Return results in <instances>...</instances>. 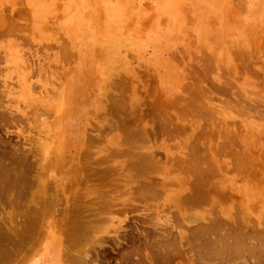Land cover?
Segmentation results:
<instances>
[{
	"label": "rangeland",
	"instance_id": "obj_1",
	"mask_svg": "<svg viewBox=\"0 0 264 264\" xmlns=\"http://www.w3.org/2000/svg\"><path fill=\"white\" fill-rule=\"evenodd\" d=\"M128 1L91 7L88 0H0V264H23L50 235L59 240L65 264L77 263L82 253L89 264H150L145 240L154 241L159 230L186 234L194 217L221 210L264 219V0ZM204 53L211 55L209 66L199 57ZM248 105L255 109L247 111ZM194 166H206L207 173L190 172ZM202 176L204 186H196ZM189 194L199 200H186ZM162 239L157 245L163 251ZM173 242L162 264H243L242 255L223 263L197 260L186 244Z\"/></svg>",
	"mask_w": 264,
	"mask_h": 264
},
{
	"label": "bare ground",
	"instance_id": "obj_2",
	"mask_svg": "<svg viewBox=\"0 0 264 264\" xmlns=\"http://www.w3.org/2000/svg\"><path fill=\"white\" fill-rule=\"evenodd\" d=\"M89 2V5L92 3L93 4V2L91 1V3H90V0H88ZM95 1V0H94ZM100 0H97L95 3H98ZM102 1H104V0H101V2ZM106 1V0H105ZM115 1V0H114ZM117 1V0H116ZM121 1V0H120ZM125 2V0H122V2ZM127 1V0H126ZM130 1V0H129ZM128 1V2H129ZM133 1V0H132ZM132 1H130V2H132ZM159 1H161V0H159ZM164 1V0H163ZM234 1V0H233ZM232 1V2H233ZM237 1H240V0H237ZM246 0H244V2H245ZM250 1V0H249ZM113 2V1H112ZM121 2V3H122ZM123 2V3H124ZM236 2V1H235ZM241 2H243V1H241ZM247 2V1H246ZM254 2V1H253ZM259 2V1H258ZM95 3L93 4V5H95ZM264 3V2H263ZM120 4V3H119ZM131 4V3H130ZM187 5H188V3H186ZM232 4H237V3H232ZM238 4L240 5V4H242V3H240V2H238ZM258 4V3H257ZM75 5V4H74ZM73 5V6H74ZM84 5V4H83ZM92 5V6H93ZM101 5H103V4H99L97 7H99L100 8V6ZM109 5V4H108ZM128 5V4H127ZM196 5V4H195ZM243 5H246V3L245 4H243ZM259 5H261V4H259ZM77 6V5H76ZM91 6V5H90ZM91 6V7H92ZM121 6V5H120ZM123 6H125V4L123 5ZM131 6H132V4H131ZM130 6V7H131ZM255 7H256V4L254 5ZM253 6V7H254ZM106 7V6H105ZM129 7V6H128ZM182 7H184V6H182ZM201 7V6H200ZM237 7H239V6H236V8L235 9H237ZM43 8V7H42ZM83 8V7H82ZM96 8V7H95ZM109 8H111V7H109ZM125 8H126V6H125ZM185 8L187 9V7L185 6ZM184 8V9H185ZM257 9H258V6L256 7ZM261 8V7H260ZM75 9V8H74ZM89 9V8H88ZM101 9H102V6H101ZM107 9H108V7H107ZM106 9V10H107ZM127 9V8H126ZM125 9V12L127 11ZM191 9V8H190ZM190 9H188V10H186V11H188V12H190ZM197 9V8H196ZM240 9H242V7L240 8ZM245 9V8H244ZM264 9V8H263ZM73 10V9H72ZM96 10H97V8H96ZM105 10V11H106ZM129 10V9H128ZM182 10H183V8H182ZM200 10V9H199ZM207 10H209V9H207ZM238 10V9H237ZM41 11H42V9H41ZM78 11H79V9H78ZM98 11H99V9H98ZM102 11H104V10H102ZM110 11H112L111 9H110ZM239 11V10H238ZM247 11V10H246ZM251 11H253V10H251ZM257 11H259V10H256L255 12H257ZM264 11V10H263ZM25 12H26V10H25ZM25 12H23V13H25ZM77 12V11H76ZM92 12V11H91ZM94 12V11H93ZM182 12V11H181ZM206 12V11H205ZM211 12V11H210ZM240 12V11H239ZM243 12V11H242ZM262 12V11H261ZM83 13V12H82ZM89 13V12H88ZM102 13V12H101ZM106 13V12H105ZM184 13V12H183ZM241 13V12H240ZM251 13V12H250ZM264 13V12H263ZM19 14V13H18ZM21 14V13H20ZM20 14H19V16H20ZM75 14V13H74ZM74 14H72V15H74ZM97 14H99V13H97L96 12V15ZM104 14V13H103ZM109 14V13H108ZM111 14V13H110ZM109 14V15H110ZM125 14V13H124ZM196 14V13H195ZM205 14V13H204ZM210 14V13H209ZM214 14V13H213ZM260 14V13H259ZM71 15V16H72ZM95 15V16H96ZM106 15V14H105ZM127 15H128V13H127ZM244 15H246V13L244 14ZM261 15V14H260ZM259 15V16H260ZM1 16H2V14H1ZM25 16V15H24ZM99 16V15H98ZM97 16V17H98ZM217 16H219V15H217ZM243 16V15H242ZM264 16V15H263ZM262 15H261V18L263 17ZM3 17V16H2ZM41 17V16H40ZM69 17V16H68ZM83 17V16H82ZM89 17V16H88ZM92 17V16H91ZM96 17V18H97ZM128 17V16H127ZM165 18H166V16H164ZM203 17V16H202ZM237 17V16H236ZM10 18V17H9ZM12 18V17H11ZM96 18H95V21H96ZM181 18V17H180ZM208 18V17H207ZM260 18V17H259ZM2 19V18H1ZM1 19H0V21H1ZM39 19V18H38ZM69 19V18H68ZM104 19H106V18H104ZM123 19V18H122ZM122 19H121V21H122ZM134 19H135V17H134ZM167 19V18H166ZM193 19V18H192ZM237 19V18H236ZM239 19V18H238ZM94 20V19H93ZM98 20H99V18H98ZM194 20H195V17H194ZM194 20H192L193 21V24H194ZM204 20V19H203ZM217 20H220V19H217ZM234 20H235V18H234ZM233 20V21H234ZM243 20V19H242ZM86 21V20H85ZM101 21V20H100ZM123 21H126L125 19H123ZM162 21H165V19H163ZM167 21V20H166ZM236 21V20H235ZM256 21V20H255ZM93 22V21H92ZM102 22V21H101ZM113 22V21H112ZM188 22L190 23V26H191V20H188ZM187 22V19H186V22H185V24L186 23H188ZM240 22H241V20H240ZM249 22V21H248ZM4 23V22H3ZM97 24L96 22H93V24ZM114 23V22H113ZM163 23H166V22H163ZM218 23H220V22H218ZM242 23V22H241ZM2 24V23H1ZM73 24V23H72ZM92 24V23H91ZM100 24V22L98 23V25ZM167 24V23H166ZM192 24V25H193ZM243 24V23H242ZM15 25V24H14ZM74 25V24H73ZM90 25V24H89ZM124 25V24H123ZM188 25V24H187ZM217 25V24H216ZM235 25H236V23H235ZM3 26V25H2ZM38 26V25H37ZM66 26V25H65ZM78 26V25H77ZM85 26V25H84ZM92 25H90V27H91ZM102 26H104V25H102ZM102 26L100 27V26H98V27H100V28H102ZM111 26V25H110ZM113 26V25H112ZM153 26V25H152ZM189 26V25H188ZM231 26V25H230ZM241 26V25H240ZM1 27V26H0ZM13 27V26H12ZM96 27V26H95ZM97 27V28H98ZM155 27V26H154ZM238 27V26H237ZM262 27V26H261ZM92 28V27H91ZM112 28V27H111ZM114 28V27H113ZM153 28V27H152ZM182 28H185V27H182ZM192 28V27H191ZM245 28V27H244ZM254 28V27H253ZM260 28V27H259ZM37 29V28H36ZM84 29V28H83ZM103 29V28H102ZM115 29H116V27H115ZM115 29H113V30H115ZM124 29V28H123ZM250 29V28H249ZM252 29V28H251ZM263 29V28H262ZM113 30H111V31H113ZM184 30V29H183ZM201 30L202 29H200V33L202 34V32H201ZM219 30V29H218ZM224 30H226V29H223V33H224ZM240 30H242V29H240ZM257 30V29H256ZM255 30V31H256ZM264 30V29H263ZM101 30H97V32H100ZM110 31V30H109ZM116 31V30H115ZM227 31V30H226ZM2 32V31H1ZM71 32V31H70ZM89 32V31H88ZM96 32V33H97ZM182 32V31H181ZM192 32V31H191ZM254 32V31H253ZM79 33V32H78ZM159 33V32H158ZM231 33V32H230ZM261 33V32H260ZM85 34V33H84ZM88 34V33H87ZM185 34V33H184ZM0 35H2V34H0ZM75 35H76V33H75ZM100 35V34H99ZM104 35V34H103ZM159 35V34H158ZM203 35V34H202ZM202 35H200L201 37H202ZM252 35V34H251ZM255 35H256V33H255ZM36 36V35H35ZM80 36V35H79ZM96 36V35H95ZM107 36V35H106ZM179 36V35H178ZM208 36V35H207ZM242 36V35H241ZM250 36V35H249ZM248 36V37H249ZM257 36V35H256ZM70 37V36H69ZM104 37V36H103ZM166 37H167V35H166ZM180 37V36H179ZM224 37H225V35H224ZM82 38V37H81ZM98 38V37H97ZM100 38V37H99ZM101 38H102V34H101ZM101 38H100V40L99 41H101ZM178 38V37H177ZM181 38V37H180ZM185 38H187V36L185 37ZM194 38H195V36H194ZM207 38V37H206ZM252 38V37H251ZM72 39H73V37H72ZM75 39V38H74ZM84 39V38H83ZM171 39V38H170ZM208 39V38H207ZM256 39V38H255ZM258 39V38H257ZM257 39L255 40L256 41V43H257ZM105 40H106V38H105ZM184 41H185V39H183ZM188 40V39H187ZM192 40V39H191ZM248 40V39H247ZM98 41V40H97ZM108 41V40H107ZM168 41V40H167ZM170 41V40H169ZM176 41V40H175ZM193 41H194V39H193ZM193 41H192V43H193ZM200 41H202V39L201 40H199V44H200ZM241 41V40H240ZM187 42V41H186ZM189 42V41H188ZM187 42V43H188ZM191 42V41H190ZM189 42V43H190ZM205 42H206V40H205ZM209 42H210V40H209ZM95 43V42H94ZM186 43V44H187ZM188 43V44H189ZM211 43V42H210ZM253 43H254V40H253ZM256 43H254V44H256ZM100 44V43H99ZM162 44V43H161ZM168 44V43H167ZM201 44H202V42H201ZM200 44V46L199 47H202V45ZM245 44H246V41H245ZM253 44V46H255ZM95 46H96V44H94ZM157 45V44H156ZM193 45V44H192ZM192 45H191V47H192ZM195 45V44H194ZM238 45H239V43H238ZM250 45V44H249ZM98 46H100V45H98ZM97 46V47H98ZM203 46H204V44H203ZM252 46V47H253ZM257 46V45H256ZM259 46V45H258ZM198 47V46H197ZM234 47V46H233ZM98 48H100V47H98ZM262 48V47H261ZM95 50H96V47L94 48ZM201 49V48H200ZM203 50H204V47L202 48ZM228 49V48H227ZM234 49V48H233ZM243 49H244V47H243ZM79 50V49H78ZM94 50V51H95ZM185 50V49H184ZM191 50V49H190ZM202 50V51H203ZM231 50V49H230ZM239 50V49H238ZM238 50H237V52H238ZM249 50V49H248ZM81 51V50H80ZM79 51V52H80ZM192 51V50H191ZM190 51V56H192L193 55V53ZM205 51V50H204ZM213 51H215V50H213ZM245 51V50H244ZM250 51V50H249ZM261 51V50H260ZM97 52H99V51H97ZM106 52V51H105ZM207 52V51H206ZM205 52V53H206ZM229 52V51H228ZM235 52V51H234ZM246 52H247V50H246ZM246 52H245V54H246ZM251 52V51H250ZM253 52H255V51H253ZM252 52V53H253ZM201 53V52H200ZM205 53H204V55H199V57H202V58H204V56H205V59H202V60H206V55L208 54H206L205 55ZM213 53L214 52H212V56H213ZM81 54V53H80ZM88 54V53H87ZM96 54H98V53H96ZM202 54V53H201ZM241 54V53H240ZM245 54H243V55H245ZM248 54V53H247ZM247 54L245 55V56H247ZM93 55H94V53H93ZM99 55V54H98ZM98 55H97V57H98ZM210 55V56H211ZM96 56V55H95ZM94 56V57H95ZM195 56L196 55H194V58H195ZM208 56H209V54H208ZM209 56V57H210ZM249 56V55H248ZM199 57H197V58H199ZM209 57H207L208 59H209ZM244 56H242L241 55V60H242V58H243ZM254 57V56H253ZM115 58V57H114ZM194 58L193 59H191V60H194ZM211 59H212V57H211ZM232 59V58H231ZM251 59H252V57H251ZM177 60V59H176ZM201 60V59H200ZM210 60V59H209ZM208 60V61H209ZM213 60V59H212ZM214 60H215V58H214ZM245 60V59H244ZM261 60V59H260ZM204 61H201V62H204ZM233 61V60H232ZM246 61V60H245ZM248 61V60H247ZM167 62H168V59H167ZM195 62H197V61H195ZM206 62H207V60H206ZM234 62V61H233ZM249 62V61H248ZM251 62V61H250ZM169 63H170V61H169ZM180 63V62H179ZM194 63V62H193ZM208 63V62H207ZM212 63V62H211ZM241 63H245V62H241ZM247 63V62H246ZM167 64V63H166ZM171 64V63H170ZM213 64V63H212ZM212 64H210L211 65V67L212 66H214V65H212ZM202 65H204L203 63H202ZM206 65H208L209 66V63L208 64H206ZM206 65L204 66V67H206ZM219 65V64H218ZM234 65V64H233ZM247 65V64H246ZM245 65V66H246ZM174 66V65H173ZM173 66H171V67H173ZM200 66V65H199ZM207 66V67H208ZM222 66L223 65H221L220 67L222 68ZM168 67V66H167ZM210 67V68H211ZM75 68V67H74ZM214 68V67H213ZM212 68V71L211 72H213V69ZM225 68V67H224ZM233 68V67H232ZM69 69V68H68ZM170 69V68H169ZM209 68H207V70H208ZM237 69V68H236ZM239 69V68H238ZM250 69V68H249ZM110 70V69H109ZM205 71L206 72V74H208L209 72L208 71ZM221 70V69H220ZM219 70V71H220ZM223 68H222V72H223ZM226 70V69H225ZM225 70H224V73H225V75L227 74L226 72H225ZM241 70V69H240ZM239 70V71H240ZM253 70V69H252ZM73 71V70H72ZM238 71V70H237ZM242 71V70H241ZM241 71H240V73H241ZM258 71V70H257ZM173 72H174V70H173ZM203 72H204V70H203ZM221 72V73H222ZM236 72V71H235ZM243 72L245 73L246 72V67H244L243 68ZM249 72V71H248ZM258 72H260V71H258ZM87 73H88V71H87ZM104 73V72H103ZM181 73V72H180ZM202 73V72H201ZM200 73V74H201ZM232 73V72H231ZM239 73V72H238ZM239 73V75H241ZM100 74V73H99ZM173 74V73H172ZM203 74V73H202ZM243 74V73H242ZM246 74V73H245ZM249 74V73H248ZM101 75V74H100ZM104 75V74H103ZM239 75H238V77H239ZM102 76V75H101ZM184 76V75H183ZM230 76V75H229ZM232 76V75H231ZM61 77V76H60ZM205 77H207V75L205 76ZM242 77V76H241ZM198 78V77H197ZM201 78H204L203 77V75H202V77ZM262 78V77H261ZM207 79V78H206ZM206 79H204V80H206ZM220 79H222V78H220ZM235 79H237V78H235ZM247 79V78H246ZM246 79H244V80H246ZM179 80H180V78H179ZM184 80V79H183ZM204 80H202V81H204ZM207 80H210V77H209V79H207ZM224 80V79H223ZM227 80H228V77H227ZM226 80V81H227ZM258 80V79H257ZM106 81V80H105ZM263 81V80H262ZM200 82V81H199ZM225 82V81H224ZM255 82V81H254ZM22 83H24L23 81H22ZM26 83V82H25ZM215 83V82H214ZM221 83V82H220ZM227 83H229V82H227ZM230 83H232L231 81H230ZM259 83V82H258ZM257 83V84H258ZM261 83V82H260ZM27 84V83H26ZM202 84V83H201ZM216 84V83H215ZM226 84V83H225ZM250 84V83H249ZM188 85H189V83H188ZM205 85V84H204ZM212 85V84H211ZM214 85V84H213ZM230 85V84H229ZM260 85H262V84H260ZM112 86V85H111ZM218 86V85H217ZM259 86V85H258ZM21 87V86H20ZM226 87V86H225ZM224 87V88H225ZM231 87H232V85H231ZM229 88L230 90L232 89V88ZM234 87V86H233ZM24 88L26 89V90H28V88H29V86H26V85H24ZM35 88V87H34ZM203 88V87H202ZM236 88V87H235ZM31 89V88H30ZM215 89V88H214ZM223 89V88H222ZM234 89V88H233ZM232 89V90H233ZM246 90V89H245ZM251 90V89H250ZM30 91H32V90H30ZM224 91V90H223ZM248 91H249V89H248ZM254 91V90H253ZM257 91V90H256ZM52 92V91H51ZM57 92V91H56ZM225 92V91H224ZM237 92V91H236ZM235 92V90H234V93L236 94V95H238L239 93H236ZM252 92V91H251ZM251 92H250V94H251ZM34 93V92H33ZM226 93V92H225ZM243 93V92H242ZM242 93H240V94H242ZM245 93H248V92H245ZM54 94V93H53ZM57 93H55V95H56ZM112 94V93H111ZM208 94V93H207ZM212 94H213V92H212ZM52 95V94H51ZM243 96H245L244 94H242ZM249 94H247V96H248ZM53 96V95H52ZM52 96H49V97H52ZM198 96V95H197ZM203 96V95H202ZM233 96H234V94H233ZM240 96L241 95H239V101H241V98H240ZM242 96V97H243ZM250 96V95H249ZM264 96V95H263ZM256 97V96H255ZM53 98V97H52ZM57 99H58V97H56ZM55 98V99H56ZM217 98V97H216ZM245 98V97H244ZM247 98H249V100H252L251 99V97H247ZM263 97H262V95H261V97L260 98H258V99H262ZM63 100V99H62ZM211 100V99H210ZM217 100V99H216ZM235 100V99H234ZM58 101V100H57ZM61 101V100H60ZM100 101H102V100H100ZM185 101V100H184ZM203 101V100H202ZM238 101V100H237ZM264 101V99L261 101V102H263ZM56 102V101H55ZM210 102H212V101H209V103L208 104H210ZM214 102V101H213ZM235 102V101H234ZM242 102V101H241ZM51 103V102H50ZM59 103V102H58ZM207 102H205V105H207L206 104ZM224 103V102H223ZM246 103L247 102H242V106H240V107H243L244 109L245 108H247L246 107ZM232 104V103H231ZM239 104H240V102H239ZM249 104H251V103H249ZM255 104V103H254ZM261 104V103H260ZM260 104H259V107H260ZM264 104V103H263ZM241 105V104H240ZM262 105V104H261ZM47 106V105H46ZM249 107V109H247V111L248 110H250V108L252 109H255V107L252 105V106H250V105H248ZM204 107V106H203ZM209 107H210V105H209ZM218 107H219V105H218ZM226 107V106H225ZM234 107H235V105H234ZM264 107V106H263ZM56 108V107H55ZM206 108V107H205ZM232 108V107H231ZM261 108H262V106H261ZM222 109V108H221ZM252 109V110H253ZM206 110H208L207 108H206ZM210 110V109H209ZM217 110V109H216ZM232 110V109H231ZM240 110V109H239ZM256 110H257V108H256ZM259 110H261V111H264V108H263V110L262 109H259ZM259 110H257V112L259 111ZM230 111V110H229ZM234 111V110H233ZM236 111V110H235ZM241 111H242V109H241ZM225 112V111H224ZM238 112V111H237ZM252 112H254V111H252ZM53 113V112H52ZM54 113H57V112H54ZM53 113V114H54ZM215 113V112H214ZM236 113V112H235ZM243 114H245V113H247V112H245V111H243L242 112ZM251 113V112H250ZM249 113V115H251ZM255 113V112H254ZM261 113V112H260ZM233 114V113H232ZM239 114V113H238ZM259 114V113H258ZM211 115V114H210ZM220 116H221V114H219ZM228 115V114H227ZM256 115V114H255ZM8 116H10V115H8ZM7 116V117H8ZM188 116V115H187ZM234 116V115H233ZM258 116V115H257ZM260 116H261V114H260ZM189 117V116H188ZM204 117V116H203ZM202 117V118H203ZM216 117V116H215ZM243 117V116H242ZM246 117H248L247 115H246ZM256 117V116H255ZM10 118V117H9ZM185 118V117H184ZM187 119V118H186ZM189 119V118H188ZM215 119V118H214ZM236 119V118H235ZM234 119V120H235ZM262 119V118H261ZM208 120V119H207ZM230 120V119H229ZM244 120V119H243ZM216 121V120H215ZM223 121H225L224 119H223ZM242 121V120H241ZM253 121V120H252ZM258 121V120H257ZM197 122V121H196ZM259 122V121H258ZM46 123V122H45ZM44 123V124H45ZM208 123V122H207ZM216 123V122H215ZM219 123V122H218ZM222 123V122H221ZM229 123V122H228ZM246 123V122H245ZM162 124V123H161ZM224 124V123H223ZM226 124V123H225ZM259 124V123H258ZM262 124V123H261ZM205 125V124H204ZM204 125H202V126H204ZM212 125V124H211ZM221 125V124H220ZM227 125V124H226ZM230 125H232L231 123H230ZM229 124H228V127L230 126ZM260 125V124H259ZM200 126V125H199ZM208 126V125H207ZM223 126V125H222ZM233 126V125H232ZM239 126H240V124H239ZM164 127V126H163ZM177 127H180V125L179 126H177ZM215 127V126H214ZM224 127V126H223ZM227 127V128H228ZM238 127V126H237ZM205 128V127H204ZM216 128H218V127H216ZM226 128V129H227ZM229 128H231V127H229ZM45 129H46V127H45ZM202 129H203V127H202ZM226 129H225V131H226ZM116 130V129H115ZM168 130V129H167ZM205 130V129H204ZM213 130H215V129H213ZM222 130H224L223 128H222ZM85 130H83L82 132H84ZM169 131V130H168ZM228 131V130H227ZM239 131V130H238ZM165 132V131H164ZM202 132V131H201ZM219 132V131H218ZM262 132V131H261ZM86 133V132H85ZM233 133H235V131L233 132ZM166 134H167V132H166ZM246 134V133H245ZM80 135V134H79ZM183 135V134H182ZM201 135V134H200ZM211 135V134H210ZM224 135V134H223ZM236 135V134H235ZM238 135H239V133H238ZM255 135V134H254ZM160 136V135H159ZM168 136V135H167ZM205 136V135H204ZM222 136V135H221ZM248 136H250V135H248ZM261 136V135H260ZM203 137V136H202ZM213 137V136H212ZM221 138V137H220ZM240 138V137H239ZM238 138V139H239ZM219 139V138H218ZM224 139V138H223ZM237 139V138H236ZM248 140V139H247ZM251 140H252V138H251ZM143 141V140H142ZM211 141V140H210ZM218 141V140H217ZM223 141V140H222ZM72 142V141H71ZM85 142V141H84ZM241 142V141H240ZM259 142V141H258ZM75 143H77V142H75ZM260 143V142H259ZM80 144H81V142H80ZM142 144V143H141ZM241 144V143H240ZM216 145V144H215ZM146 146H148V144L146 145ZM191 146V145H190ZM212 146V145H211ZM247 146V145H246ZM245 146V147H246ZM257 146V145H256ZM215 147V146H214ZM83 148V147H82ZM216 148V147H215ZM219 148V147H218ZM222 148V147H221ZM129 149V148H128ZM244 149H246V148H244ZM249 149V148H248ZM253 149V148H252ZM8 150V149H7ZM195 150H196V148H195ZM207 150V149H206ZM221 150V149H220ZM225 150V149H224ZM54 151V150H53ZM75 151H77V150H75ZM128 151V150H127ZM208 151V150H207ZM219 151V150H218ZM70 152V151H69ZM152 153H153V151H151ZM221 152V151H220ZM224 152V151H223ZM258 152V151H257ZM79 153H80V151H79ZM200 153V152H199ZM222 153V152H221ZM250 153V152H249ZM81 154V153H80ZM79 154V155H80ZM142 155H144L143 153H141ZM146 154H149L150 156H151V154L150 153H148V152H146ZM145 154V155H146ZM165 154H167V153H165ZM215 154V153H214ZM78 155V156H79ZM188 155V154H187ZM190 155V154H189ZM199 155V154H198ZM197 155V156H198ZM250 155V154H249ZM253 155V154H252ZM257 155V154H256ZM8 156V155H7ZM77 156V155H76ZM81 156V155H80ZM137 156V155H136ZM147 156V155H146ZM205 156V155H204ZM222 156V155H221ZM225 155H223V157H224ZM139 156H137V158H138ZM152 157V156H151ZM188 157V156H187ZM196 157V156H195ZM227 157V156H226ZM255 157V156H254ZM257 157V156H256ZM18 158V157H17ZM134 158V157H133ZM142 158H143V156H142ZM152 158H155V157H152ZM193 158V157H192ZM198 158V157H197ZM201 158H202V156H201ZM200 158V159H201ZM209 158V157H208ZM243 158V157H242ZM241 158V159H242ZM149 159H150V157H149ZM159 158H156V160H158ZM191 158H189V160H190ZM194 159V158H193ZM206 159H207V156H206ZM206 159H204V160H206ZM59 160V159H58ZM79 160V159H78ZM134 160H135V158H134ZM140 160V159H139ZM144 160L145 159H143V162H144ZM154 160V159H153ZM153 160H152V162H153ZM178 160H180V159H178ZM196 160V159H195ZM198 160V159H197ZM196 160V161H197ZM202 160V159H201ZM63 161V160H62ZM74 161V160H73ZM141 161V160H140ZM146 161V160H145ZM147 161H150V160H147ZM146 161V162H147ZM155 161V160H154ZM159 161V160H158ZM181 161V160H180ZM230 161V160H229ZM257 161V160H256ZM86 162V161H85ZM110 162V161H109ZM137 162V161H136ZM156 162V161H155ZM178 162V161H177ZM186 162V161H185ZM193 162V161H192ZM198 162L200 163V161L198 160ZM198 162H197V164H198ZM202 162V161H201ZM208 162H209V159H208ZM212 162V161H211ZM140 163V162H139ZM145 163V162H144ZM143 163V164H144ZM195 163V162H194ZM214 163V162H213ZM228 163V162H227ZM230 163V162H229ZM254 163V162H253ZM256 163V162H255ZM260 164H261V162H259ZM141 164H142V162H141ZM162 164V163H161ZM178 164H179V162H178ZM54 165V164H53ZM77 164H75V166H76ZM155 165H157V164H155ZM166 165V164H165ZM164 165V166H165ZM182 165V164H181ZM189 165V164H188ZM262 165H264V164H262ZM82 166V165H81ZM142 166V165H141ZM140 166V167H141ZM149 166V165H148ZM163 166V167H164ZM176 166V165H175ZM177 166H180V165H177ZM183 166V165H182ZM190 166V165H189ZM192 166V165H191ZM261 166V165H260ZM71 167V166H70ZM134 167V166H133ZM185 167H187V166H185ZM213 167V166H212ZM247 167V166H246ZM74 168H76V167H74ZM73 168V169H74ZM155 169H156V167H154ZM179 168V167H178ZM177 168V169H178ZM201 168V167H200ZM200 168H197V167H193V168H189V170L191 169V171L190 172H192V170H196L198 173H199V171L201 172V173H207V170L206 171H204V169H206V166H205V168H204V166L200 169ZM204 168V169H203ZM209 168V167H208ZM207 168V169H208ZM211 168V167H210ZM210 168H209V170H210ZM214 168V167H213ZM227 168V167H226ZM76 169H78V168H76ZM134 169V168H133ZM133 169H131V170H133ZM135 169H136V167H135ZM157 169H160L159 167H157ZM161 169H162V165H161ZM164 169V168H163ZM163 169L161 170L162 172H163ZM181 169V168H180ZM183 169V168H182ZM248 169V168H247ZM68 170V169H67ZM146 170V167H145V169H144V171ZM261 170V169H260ZM74 171V170H73ZM78 171V170H77ZM139 171V170H138ZM137 171V172H138ZM155 171V170H154ZM186 171V170H185ZM212 171V170H211ZM210 171V172H211ZM216 171V170H215ZM249 171V170H248ZM263 171V170H262ZM66 172V171H65ZM79 172V171H78ZM141 172V171H140ZM161 172V174H163V173H165V171L162 173ZM175 172V171H174ZM189 172V171H188ZM214 172V171H213ZM213 172H211V174L212 175H216V173H214L213 174ZM218 172V171H217ZM260 172V171H259ZM72 173V172H71ZM168 173H169V171H168ZM184 173V172H183ZM194 173V172H193ZM208 173H209V171H208ZM134 174V173H133ZM148 174V173H147ZM149 174H151V173H149ZM171 174V173H170ZM185 174V173H184ZM197 174V173H196ZM261 174V173H260ZM66 175V174H65ZM127 175V174H126ZM168 175V174H167ZM193 175V174H192ZM208 175V174H207ZM223 175V174H222ZM132 176V175H131ZM218 176V175H217ZM127 177H128V175H127ZM180 177V176H179ZM209 177V176H208ZM215 178H216V176H214ZM213 177V178H214ZM255 177V176H254ZM148 178V177H147ZM203 178V176L202 177H199V179L198 178H194V179H198V180H200V181H198L197 182V184H196V186H199V184L201 183V179ZM207 178V177H206ZM205 178V179H206ZM264 178V177H263ZM156 179V178H155ZM155 179H154V183H155ZM255 179V178H254ZM257 179H258V177H257ZM34 180V179H33ZM152 180H153V178H152ZM160 180H162V179H160ZM160 180H159V182H160ZM174 180V179H173ZM211 180V179H210ZM72 181V180H71ZM134 181V180H133ZM171 181V180H170ZM182 181V180H181ZM188 181V180H187ZM197 181V180H196ZM209 180H207L206 181V183L208 182ZM235 181H237V180H235ZM242 181H243V179H242ZM249 181V180H248ZM260 181V180H259ZM43 182V181H42ZM41 182V183H42ZM131 182V181H130ZM205 182V181H204ZM251 182V181H250ZM192 183V182H191ZM205 183V184H206ZM208 183H210V182H208ZM213 183V182H212ZM243 183H244V181H243ZM71 183H68V185H70ZM156 184H157V182H156ZM155 184V185H156ZM193 184V183H192ZM202 184V183H201ZM245 184H249V183H245ZM53 185V184H52ZM166 185V184H165ZM174 185V184H173ZM203 186H204V183L202 184ZM201 185V186H202ZM105 186V185H104ZM149 186V185H148ZM159 186V185H158ZM167 186H169V185H167ZM172 186V185H171ZM200 186V187H201ZM246 186V185H245ZM71 187V186H70ZM79 187V186H78ZM153 187V186H152ZM166 187V186H165ZM175 187V186H174ZM205 187H207L206 185H205ZM214 186H212L211 185V188H213ZM32 188V187H31ZM66 188V187H65ZM251 188V187H250ZM159 189V188H158ZM157 189V190H158ZM168 189V188H167ZM182 189V188H181ZM187 189V188H186ZM200 189V188H199ZM202 189V188H201ZM215 189V188H214ZM173 190V189H172ZM183 190V189H182ZM196 190V189H195ZM207 190H209V188L207 189ZM206 190V191H207ZM212 190V189H211ZM232 190V189H231ZM260 190V189H259ZM162 191V190H161ZM168 191H169V189H168ZM167 191V192H168ZM204 191V190H203ZM252 191V190H251ZM160 192V191H159ZM205 192V191H204ZM209 192H210V190H209ZM213 192V191H212ZM38 193V192H37ZM162 193H164V191L162 192ZM179 193V192H178ZM208 193V192H207ZM206 193V194H207ZM260 193V192H259ZM258 193V194H259ZM103 194V193H102ZM198 194H200L201 195V193H198ZM211 194H213V193H211ZM218 194H220V193H218ZM37 195H39V194H37ZM204 195V194H203ZM235 195V194H234ZM36 196V195H35ZM170 196V195H169ZM186 196V195H185ZM205 196V195H204ZM207 196V195H206ZM247 196V195H246ZM254 196V195H253ZM171 197H174V196H171ZM181 197H183V196H181ZM200 197V196H199ZM202 197V196H201ZM213 197V196H212ZM257 197V196H256ZM103 198V197H102ZM165 198H166V196H165ZM164 198V199H165ZM264 198V197H263ZM34 199V198H33ZM186 200H199V199H197V197L194 195V194H189L186 198H185ZM204 199V198H203ZM241 199H243V198H241ZM240 199V200H241ZM255 199V198H254ZM39 200V199H38ZM174 200V199H173ZM166 201V200H165ZM171 201V200H170ZM175 201H178V199L177 200H175ZM174 201V202H175ZM206 201H207V197H206ZM206 201H205V203H206ZM208 201H211L210 199H208ZM207 201V202H208ZM239 201V200H238ZM252 201V200H251ZM257 201H259V200H257ZM261 201V200H260ZM179 202V201H178ZM188 202V201H187ZM243 202V201H242ZM52 203V202H51ZM252 203H253V201H252ZM207 204H209V202L207 203ZM232 204V203H231ZM239 204V203H238ZM57 205V204H56ZM167 205V204H166ZM177 205V204H176ZM203 205V204H202ZM218 205V204H217ZM246 205V204H245ZM101 206V205H100ZM125 206V205H124ZM250 206V205H249ZM244 207V206H243ZM242 206H241V208H243ZM58 208L59 207H57V211H58ZM168 208V207H167ZM174 208V207H173ZM238 208V207H237ZM236 208V209H237ZM241 208H239V209H241ZM48 209V208H47ZM55 209V208H54ZM110 209V208H109ZM244 209H245V207H244ZM46 210V209H45ZM81 210V209H80ZM90 210V209H89ZM170 210V209H169ZM238 210V209H237ZM31 211V210H30ZM56 211V212H57ZM75 211H77L76 209H75ZM83 211V210H82ZM179 211V210H178ZM177 211V212H178ZM226 211V210H225ZM236 211V210H235ZM264 211V210H263ZM27 212V211H26ZM53 212H54V210H53ZM56 212H55V214H56ZM183 212V211H182ZM238 212V211H237ZM236 212V213H237ZM243 212V211H242ZM32 213V212H31ZM30 213V214H31ZM43 213H45V211L43 212ZM58 213H59V211H58ZM76 213V212H75ZM125 213V212H124ZM179 213V212H178ZM212 213V212H211ZM47 214H48V212H47ZM47 214H45V215H47ZM54 214V215H55ZM61 214V213H60ZM64 214V213H63ZM74 214V213H73ZM72 214V215H73ZM78 214V213H77ZM83 213H81V217L83 216L82 215ZM261 214V213H260ZM28 215V214H27ZM58 215V214H57ZM75 215V214H74ZM73 215V216H74ZM79 215V214H78ZM95 215V214H94ZM42 216V215H41ZM65 216V215H64ZM72 216V218L74 219V217ZM45 217H47V216H45ZM86 217V216H85ZM92 217V216H91ZM41 218H43V217H41ZM70 218V217H69ZM72 218H71V220H72ZM79 218V217H78ZM169 218V217H168ZM193 218V217H192ZM195 219H192V224L189 226H187L186 228L188 229V232L185 234V232L183 231V230H176L175 231V234L173 235L170 231H158V232H156L157 234H158V236H157V238H154V241H150L149 240V238H146V240H145V247H146V249L148 250V253L147 252H144V256H145V260L147 261V262H149V261H151V259H152V257H154V260H153V262H151L150 264H162V259H164L165 261H167L168 259H169V257L171 256V251L170 250H173V249H175L176 248V245H175V243L173 242L175 239L177 240V243L178 244H182V243H184V244H186L187 246H188V248L189 249H191L192 250V252L194 253V258L195 259H197V260H200V259H203V258H212V260L213 259H216L217 260V262L218 263H223V262H226V261H230V260H232V258L233 257H236V256H238V255H242L243 257V264H264V219H261V217H260V215H255V216H251L249 213H246V212H244V213H241V215H233V214H231V213H229V212H222V210L221 211H218L217 213H214L213 215H211L210 216V214L208 215V216H205L204 217V215L201 217V215H200V217L199 218H197V217H194ZM48 219V218H47ZM60 219V218H59ZM75 219H76V215H75ZM81 219V218H80ZM83 219V218H82ZM87 219H88V217H87ZM86 219V220H87ZM91 219V218H90ZM93 220H91V221H93V223H94V221L96 220H94V218H92ZM186 219V218H185ZM191 219V218H190ZM78 221H79V219H77ZM184 220V219H183ZM73 221V220H72ZM75 221V220H74ZM73 221V222H74ZM82 221V220H81ZM88 221H90V220H88ZM72 222V223H73ZM76 222V221H75ZM185 222V221H184ZM90 223V222H89ZM187 223V222H186ZM76 225H77V223H75ZM78 224H79V222H78ZM83 224V223H82ZM86 223L84 222V225H85ZM92 224V223H91ZM97 224V223H96ZM164 224V223H163ZM177 224H178V222H177ZM188 224V223H187ZM80 225V224H79ZM182 225V224H181ZM47 226V225H46ZM82 226V225H81ZM86 226H90V225H86ZM85 226V227H86ZM92 226H94L93 224H92ZM175 226V225H174ZM20 227V226H19ZM70 227V226H69ZM78 227H80V226H78ZM11 228V227H10ZM9 228V230H11ZM15 228V227H14ZM17 228H18V226H17ZM68 228V227H67ZM82 228V227H81ZM84 228V227H83ZM90 228V227H89ZM45 229V228H44ZM47 229V228H46ZM69 229H71V228H69ZM87 229V228H86ZM85 229V230H86ZM91 229H93V228H91ZM179 229V228H178ZM12 230H13V228H12ZM16 230H18V229H16ZM41 230H42V228H41ZM78 230H79V228H78ZM172 230V229H171ZM3 231V230H2ZM44 231V230H43ZM79 231H82V229H80ZM84 231V230H83ZM7 232H9V231H7ZM11 232V231H10ZM13 232H14V230H13ZM12 232V233H13ZM24 232V231H23ZM50 232V231H49ZM56 232H58V231H56ZM75 232V231H74ZM173 232V231H172ZM5 233V232H4ZM4 233H2V234H4ZM15 233V232H14ZM13 233V234H14ZM46 233V232H45ZM73 233V232H72ZM76 233V232H75ZM41 234H44L43 232L41 233ZM55 234V233H54ZM70 234V233H69ZM6 235V234H5ZM10 235H12V234H9V236ZM38 235V234H37ZM47 235V234H46ZM74 235V234H73ZM73 235H71L72 236V238H73ZM91 235V234H90ZM116 235V234H115ZM18 236V235H17ZM76 236V235H75ZM8 237V236H7ZM12 237V236H11ZM70 237V236H69ZM6 238V237H5ZM10 237H8V239H9ZM14 238V237H13ZM99 238H101V237H99ZM160 238V239H159ZM162 238H165V239H162ZM16 239L18 240V238L16 237ZM34 239H37V238H34ZM40 239H43V237H40ZM62 239H64V238H62ZM71 239V238H70ZM74 239V238H73ZM96 239V238H95ZM164 240L165 241V244H164V250L162 251L161 249H160V247L157 245V244H159L160 243V240ZM10 240V239H9ZM11 240H12V238H11ZM33 240V239H32ZM72 240V239H71ZM159 240V241H158ZM16 241V240H15ZM43 242L41 243L39 240H38V242H40V244H39V246H35V248H34V246H33V248H34V250L35 251H33V250H31V251H33V252H31V251H29L28 250V252H31V253H33V254H31L30 255V257L29 258H27L26 260H25V262L23 263V262H21V263H23V264H38V261L39 260H42V263L43 264H65V262L63 261L65 258H63L62 257V250H61V245H60V242H59V240L56 238V237H54V236H52V235H50V236H46L43 240H42ZM74 241V240H73ZM12 242H13V240H12ZM17 242V241H16ZM36 242V241H35ZM63 242H65V240L63 241ZM62 242V243H63ZM15 243V242H14ZM13 243V244H14ZM61 243V244H62ZM15 245H17L16 243H15ZM101 246V244H99L98 243V246ZM169 246H172V247H170L169 248ZM180 246V245H179ZM22 247V246H21ZM37 247V248H36ZM174 247V248H173ZM186 247V246H185ZM32 248V249H33ZM71 248V247H70ZM77 248V247H76ZM101 248V247H100ZM153 248H156V249H153ZM22 249V248H21ZM90 249V248H89ZM3 252V251H2ZM1 252V253H2ZM75 252V251H74ZM69 253H70V251H69ZM72 254H73V252H71ZM3 254H4V252H3ZM7 254V253H6ZM6 254H4V255H6ZM16 254V253H15ZM24 254H26V253H24ZM23 254V255H24ZM28 254V253H27ZM30 254V253H29ZM80 254V253H79ZM20 255V254H19ZM69 255V254H68ZM8 256V255H7ZM38 257L39 258V260L37 261V259H35V257ZM70 257V256H69ZM72 257V256H71ZM74 257V256H73ZM191 257V256H190ZM240 257V256H239ZM14 258V257H13ZM88 258V254L87 253H82V254H80L79 256H77V263L75 262V264H89L86 260H88L87 259ZM192 258V257H191ZM190 258V259H191ZM209 259V260H210ZM240 259V258H239ZM16 260H17V258H16ZM18 260H20V259H18ZM70 260H73L72 258L70 259ZM74 260H76V259H74ZM204 260V259H203ZM208 260V261H209ZM66 261V260H65ZM191 261V260H190ZM194 261V260H193ZM0 262H1V260H0ZM11 262V261H10ZM19 262V261H18ZM73 262V263H74ZM94 262V261H93ZM96 262V261H95ZM16 264H17V262H15ZM14 263V264H15ZM198 263V262H197ZM205 263H206V261H205ZM70 264V263H69ZM72 264V263H71ZM146 264H148V263H146ZM195 264V263H194ZM199 264V263H198ZM203 264V263H202Z\"/></svg>",
	"mask_w": 264,
	"mask_h": 264
}]
</instances>
